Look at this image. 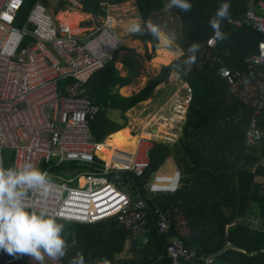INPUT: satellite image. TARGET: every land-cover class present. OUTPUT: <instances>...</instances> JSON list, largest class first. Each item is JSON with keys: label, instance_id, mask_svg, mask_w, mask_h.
Returning <instances> with one entry per match:
<instances>
[{"label": "trees", "instance_id": "obj_1", "mask_svg": "<svg viewBox=\"0 0 264 264\" xmlns=\"http://www.w3.org/2000/svg\"><path fill=\"white\" fill-rule=\"evenodd\" d=\"M34 1L25 0L16 20L17 25L21 26L26 19ZM42 1L47 4L46 0ZM100 1L118 4L128 0H82V11L92 16H105L106 7L102 6ZM248 1L228 0L229 15L220 22L226 39L216 40L211 48L206 46V40L213 36V29L208 21L214 17L223 0H190L191 9L188 11L173 7L178 19V31L183 37L182 51L193 41L199 45L196 59L189 68L183 63L188 53L183 51L168 64H162L158 73L147 79L138 91L127 96L121 95L118 89L129 84L139 73V61L134 56H140L133 48L122 45L114 53L113 59L95 71L85 83L88 98L98 106V112L89 125L91 135L97 142H103L107 136L127 125L126 111L149 98L154 88L170 76L172 72L169 69L173 64L180 65L182 74L178 78L189 85L192 93L186 108L182 135L180 133L172 144L153 141L147 148L149 163L141 176H135L130 171L121 174L120 179H114L113 173L107 175L109 179L118 182V186L124 189L132 201L144 199V231L135 233L131 227L120 223L115 216L93 223L56 218L64 224L61 234L65 236L66 247L64 256L60 257L63 264H70L78 253L83 254L85 264H94L97 260H118L122 264H170L166 247L172 236H182L181 216L189 229L182 239L188 248L196 252L194 259L182 264H206L207 257L212 258L209 264L215 261L220 264H264V185L261 191H258L257 184L253 182L254 175L264 176V163H258L254 171H251L253 164L264 157V143L247 146L243 141L245 128L256 102L264 94L260 76L262 67L245 59L257 52L258 43L264 39V35L249 26H235L228 22L230 18H243ZM133 3L143 21L151 18L153 13L164 10L167 0H133ZM63 7L61 3L57 4L54 12ZM131 37L144 44L143 55L146 59H151L158 41L147 31L143 34L133 33ZM32 42L34 38L25 34L20 48L27 47ZM147 44L151 45L152 52L147 51ZM122 50L127 52L118 55ZM117 62L126 70L125 75L119 73ZM221 66L239 73L232 84H228L219 75L218 69ZM72 82V78L59 80V91L63 93L64 86ZM113 110L118 111L119 121L109 116V112ZM258 122L264 128V111ZM229 123L232 124L230 131L239 139L238 158L241 161L240 165L232 169L234 178L231 184L205 188L181 203V172L197 169L187 168L189 162H186V154L189 153L187 151H193L192 145L198 149L192 135L207 133L212 140L208 148L215 155H222L224 146L218 143L215 145L214 141L224 129L220 126ZM11 154L8 149L3 152L6 165L12 158ZM95 154L107 162L108 154L105 151L96 148ZM169 157L176 172L174 179L167 184L165 179L162 180L164 182H159L161 179L156 177V172ZM100 159L97 158L96 164L87 165L86 168H101L103 161ZM201 165L202 163L198 162L199 168ZM76 167L82 168L75 163L59 168ZM215 170L222 172L223 168L217 167ZM153 181L155 183L151 184ZM251 202L256 203L262 218L261 229H254L236 220L250 209ZM155 206L160 207L168 216L169 229L166 232H160L158 229L156 215L153 213ZM226 224L229 225L225 230ZM125 250H128L131 256L119 257Z\"/></svg>", "mask_w": 264, "mask_h": 264}, {"label": "built area", "instance_id": "obj_2", "mask_svg": "<svg viewBox=\"0 0 264 264\" xmlns=\"http://www.w3.org/2000/svg\"><path fill=\"white\" fill-rule=\"evenodd\" d=\"M51 1L54 5L61 3L65 8L82 11V0H46L47 4L35 0L19 26L16 20L25 0H0V166L18 168L31 163L50 176L53 190L46 196L32 190L27 197L29 210L45 208L55 218L78 223L115 216L135 233L143 232L144 199L132 201L118 182L107 175L113 172V178L120 179L121 174L130 171L141 176L149 163L147 149L143 147V156L139 155L141 144L132 154L114 155L119 166L107 165L100 159L95 154L99 142L93 139L89 126L98 106L90 101L85 88L90 76L113 59L125 39L106 18L94 23V16L80 19L77 23L80 30L72 31L55 18L49 8ZM100 4L109 5L105 1ZM228 22L249 26L264 35V0H249L243 18H230ZM25 34L31 35L34 42L20 48ZM212 37L206 40L209 48L216 43ZM245 60L262 67L260 76L264 85V39L259 41L257 52ZM186 66L189 68L191 64ZM218 73L228 84L239 75L226 66L219 67ZM64 78H72L73 82L65 85L61 93L58 82ZM186 90L190 99L188 84ZM263 111L264 94L256 102L245 129L247 146L264 143V129L258 122ZM6 149L12 153L8 166L3 155ZM97 158L103 161L101 168H86L96 164ZM70 163L82 168H60L69 176L57 172L60 166ZM257 164H253L252 171ZM153 213L159 231H168L167 214L158 206ZM166 252L170 264H182L196 257V252L180 236L171 237ZM44 260L49 264H63L60 258L45 256ZM105 261L122 264L118 260ZM36 262L27 254L12 256L0 249V264Z\"/></svg>", "mask_w": 264, "mask_h": 264}, {"label": "crops", "instance_id": "obj_3", "mask_svg": "<svg viewBox=\"0 0 264 264\" xmlns=\"http://www.w3.org/2000/svg\"><path fill=\"white\" fill-rule=\"evenodd\" d=\"M130 1L133 2V0H130ZM58 11H62V9H59ZM135 12H138V11L134 5V11L132 12V14L134 15ZM79 13L87 15L88 17H92L91 14L83 12V11H79ZM173 15H175L174 8L168 9L165 5L164 10L153 13L150 19H152L153 22L163 24L166 28H168V29H165L166 32H174L176 35V43L180 45V48H181V35H180V32L177 31V25L175 21L176 19H174ZM133 23L142 24V21L140 17L138 16V19ZM130 24L132 23L128 22L126 25L129 26ZM132 39L135 42H141L139 39H134V38ZM179 40H180V43H178ZM159 46H160V41H159ZM159 46H157L156 49L154 50L155 53L153 51V56L151 58L152 60L155 58L156 50ZM129 48H133L136 52H138L134 47H129ZM165 49L169 50L166 47ZM144 51H145V48L143 49V52H142L143 54H144ZM148 52H152L151 47H149ZM122 53H126V52L121 51V54ZM181 53H183L182 49H180L179 55H181ZM179 55H177L176 57H178ZM176 57H173L172 59ZM151 59L149 60L151 61V63H153ZM117 63H119L120 65V67L119 68L117 67V68L120 70L121 69L124 70L125 71L124 75H125L126 70L122 68V65L120 62H117ZM158 64H159V67L157 69L150 65L144 64L143 66L149 69V71L151 72V75L147 76L146 78H143V80L141 81L137 79L138 83L135 84V80H136L135 78L138 77L142 71V69H139L138 67V70H139L138 75L134 76L135 78H132V81L129 84L120 87L118 89V92L120 93V90H121L120 94L127 96V95H130L138 91L140 88L144 86L147 79L155 76L157 72L160 70V66L166 63H158ZM153 65L156 66L157 64L153 63ZM149 71H146V72H149ZM175 76L177 75L175 74ZM186 84H187L186 82L180 79H178L176 82H171V79H168L167 81L164 80L162 83H160L154 88L151 96L147 98L146 100H144V101H147V100L148 101L144 104V108L142 109L140 114L145 111L146 119L143 120L144 122L142 121L141 124L143 125H141L140 127L142 131H144V129L147 127L145 126V124L149 122L148 124L150 126L151 124H153V126L151 127L152 131H156L157 129H160L159 130L160 133L158 134V136L159 138L161 137V139L152 138L153 141L155 140V141H160V142H164L167 144H172L178 138L180 133L182 135V125L185 120L186 108L188 106V101H189L188 93L186 90ZM191 93H192V90H191ZM139 104L140 102L137 105ZM180 106H181V110L179 109ZM175 116H179V118H181V122L176 121V119H174ZM133 121L135 122L136 119H133ZM213 126H216V125H213ZM231 127H232L231 123L223 127L220 126V128H224V129H222L223 131L219 133L220 136H217L216 141H214L215 145L218 143L224 146L222 155L221 154L215 155L213 151H211L208 148L210 147V142L212 141L210 138L211 137L210 135L204 132L200 134L197 133L195 135H192V139L195 142L198 149L193 148V145H192L193 151L192 150L187 151L189 153L186 154V162H189L187 165V168L194 167L197 169L196 170L189 169V171L187 172L185 171L184 173L181 172V186H182L181 203L184 201V199H189L192 195L201 192L205 188H210L211 186L219 187V186L231 184L232 178H234V172L232 171V169H235L238 165L241 164V161L238 158L240 143H238L237 141H239V139L236 137L234 133L230 131ZM212 128L217 129V127H212ZM121 130H126V126ZM116 132H113V133H116ZM149 135L150 134L147 133V135L142 134L141 136L149 137ZM153 141L151 139L150 140L141 139L140 144L145 143L144 147L147 149L149 146L152 145ZM103 142H99L98 147L102 145ZM101 149L108 154V160L106 164L111 166L112 165V161H111L112 154L109 153L106 149H103V148ZM195 151H197V153H194ZM198 162L202 163V165L200 166L201 168L198 167ZM257 163H264V157H261L260 161ZM217 167L223 168V171L218 172V170H215ZM175 169H176L175 166L172 164V159L169 157L166 159L165 164L161 168H159L158 171L156 172V177L161 179V181L159 182H164L167 179H170L171 181L175 177V172H176ZM163 179L165 180L162 181ZM253 182L257 184L258 191H261V187L262 185H264V176L260 174L254 175ZM153 183L155 182L154 181L151 182V184ZM157 185L159 184L157 183ZM183 185H185L184 188H183ZM250 205H251L250 209H248V211L244 215L240 216L236 220L254 229H261L263 227V223H262V218L259 215L257 205L255 202H251ZM228 225L229 224L225 225V230L228 228ZM188 231L189 229H188L187 223L181 216V235L185 236L188 233ZM130 256H131V253L128 250H125L119 255V257H122V258L130 257ZM207 258H210L212 260L211 257H207ZM210 262H206L205 260L206 264H209ZM37 263L39 262L37 261L35 264ZM43 263L49 264L46 260H44Z\"/></svg>", "mask_w": 264, "mask_h": 264}, {"label": "clouds", "instance_id": "obj_4", "mask_svg": "<svg viewBox=\"0 0 264 264\" xmlns=\"http://www.w3.org/2000/svg\"><path fill=\"white\" fill-rule=\"evenodd\" d=\"M177 7L182 11L191 9L190 0H167L166 7ZM229 15L228 0H223L216 9L214 17L208 21L213 29V39L222 41L226 34L220 28L221 20ZM132 33L143 34L147 31L164 47L179 55L180 45L176 43L174 32H166L163 24L144 19L141 23H132L128 26ZM199 45L193 41L187 49L188 55L183 61L188 65L195 61ZM180 65L173 64L169 71L179 77L182 72ZM54 188L53 182L45 170L25 163L20 167L0 166V249L12 256L27 254L43 264L44 257L53 259L63 257L66 241L62 230L64 224L59 222L45 208L39 211L29 210L27 197L32 190L41 195H47ZM70 264H85L83 254L78 253ZM94 264H107V261H95Z\"/></svg>", "mask_w": 264, "mask_h": 264}, {"label": "rangeland", "instance_id": "obj_5", "mask_svg": "<svg viewBox=\"0 0 264 264\" xmlns=\"http://www.w3.org/2000/svg\"><path fill=\"white\" fill-rule=\"evenodd\" d=\"M42 1V0H41ZM43 2V1H42ZM56 7V5L53 4V1H51L49 3V8L51 10V12L54 14L55 18H56V14L58 13V11L55 13L54 12V8ZM68 10H75L77 12H79L80 10H76V9H69V8H65L63 7L62 11H68ZM134 11V3L131 2L130 0L128 1H125V2H122V3H118V4H109L106 6V15L105 16H94V19H93V22L95 23L96 21H103L106 16L109 17V19L111 20L112 24H114V27L115 29L124 37L125 41H124V46L126 47H134L140 56H134L138 59L139 61V69H142L141 71V74L138 76V77H133L135 78V84L138 83L137 79H139V81L143 80V78H146L147 76H150L151 75V72L149 71V69L145 68L143 65L146 64V65H150L154 68H158L159 67V64H157L156 66L153 65V63H151L150 60L146 59L143 55V49L145 48L144 44L141 43V42H135L132 37H131V32L128 30V25H126L128 22L130 23H133L135 22L137 19H138V16L136 15H133L132 12ZM175 13V11H174ZM174 16V19H176V25H177V31L179 30L178 29V19H177V16H176V13ZM83 18H86V17H83ZM173 18V17H172ZM57 19V18H56ZM97 23V22H96ZM83 24H86V23H83ZM72 31H76V30H80L78 27H77V24L73 27L70 28ZM165 29H168L165 27ZM181 35V34H180ZM181 39H183V37L181 36ZM178 43H180V40L178 41ZM159 46V41H158V45ZM149 47H151L150 44H147L146 48H147V51L149 49ZM182 48V47H181ZM152 50V48H151ZM122 52H127V50H122ZM155 52V51H154ZM182 54V53H181ZM188 55V54H187ZM116 67H120L119 63H116ZM146 71H149V72H146ZM157 72V71H155ZM119 73L121 75H124L125 71L124 70H120L119 69ZM158 73V72H157ZM172 74V75H171ZM170 74V76L166 79H171V82H176L179 78L177 76H175V73L172 72ZM123 91V90H122ZM120 93H121V90H120ZM148 101V100H147ZM147 101H142L140 102L139 105H136L132 108H130L129 110L126 111V117H127V125H126V130L129 132L130 136L132 138H134L135 140H137V144L135 143L133 145V147L135 148V145H136V148H138V145H140V140L141 139H151L153 141V139H161V137L159 138L158 134L160 133L159 130L160 129H157L156 131H152L151 130V127L153 126V124H151V126L148 124L149 122H147L145 124V126H147L144 131H142L141 129V124L143 120L146 119V112H142L140 114V112L142 111V109L144 108V104L147 102ZM181 110V106L179 108ZM118 111L117 110H113V111H110L109 112V116L111 118H113L114 120H120L119 117H118ZM181 115V113H180ZM133 119H136V123L133 121ZM174 119H176V121H179L181 122V118H179V116H175ZM133 121V122H132ZM144 122V121H143ZM130 123V124H129ZM180 124V123H179ZM156 126V125H154ZM150 127V128H149ZM126 130H124L125 132H127ZM127 132V133H128ZM149 135L148 136H141L142 134H145V135ZM137 136V137H136ZM153 138V139H152ZM145 140V139H144ZM108 141V136L106 137L105 141L103 142L102 145L99 146V148H103V149H106L108 152L109 150L105 147V142ZM155 141V140H154ZM142 144V143H141ZM145 145V143H143L140 147H139V155H142L143 156V153H144V149L143 148ZM135 148V150H136ZM102 150V149H101ZM112 154V153H111ZM8 156V154L6 155V157ZM9 165V164H8ZM6 165L5 163V166H8ZM80 169V168H79ZM63 170V169H62ZM59 174H64L63 171H61V169L59 168V170L57 171ZM113 173V172H112ZM74 174V173H73ZM65 176H69L70 174L67 173V174H64ZM173 176V175H172ZM77 181L75 180V183ZM84 183L83 180H81V185ZM166 183L170 184V179H167L166 180ZM121 190L124 191V189H122L121 187H119ZM255 206V205H254ZM251 207V206H250ZM211 264H220L218 262H213Z\"/></svg>", "mask_w": 264, "mask_h": 264}, {"label": "bare ground", "instance_id": "obj_6", "mask_svg": "<svg viewBox=\"0 0 264 264\" xmlns=\"http://www.w3.org/2000/svg\"><path fill=\"white\" fill-rule=\"evenodd\" d=\"M42 3H45L44 1ZM88 17L87 15L80 14L79 12L75 10H68V11H58L56 14V18L63 24L67 25L68 28H71L75 26L80 19L83 17ZM107 21L112 24L109 17H106ZM79 31V30H76ZM155 53V52H154ZM177 54L172 52L171 50L165 49L162 42H160V46L156 50V56L152 60L154 64L158 63H166L168 64L173 57H176ZM137 144V140L132 138L129 133L125 132L124 130L118 131L116 133H112L110 136H108V141L105 142V147L109 150V153H112L111 155V166H119L120 163L118 161L114 160V155L120 153V154H132L135 151V148L133 147L134 144ZM99 148L98 144L96 145L95 149Z\"/></svg>", "mask_w": 264, "mask_h": 264}, {"label": "water", "instance_id": "obj_7", "mask_svg": "<svg viewBox=\"0 0 264 264\" xmlns=\"http://www.w3.org/2000/svg\"><path fill=\"white\" fill-rule=\"evenodd\" d=\"M134 15L139 16V13H138V12H135ZM77 35L79 36L80 34L77 33ZM119 54H121V51L118 52V55H119ZM165 81H167V80H165Z\"/></svg>", "mask_w": 264, "mask_h": 264}]
</instances>
